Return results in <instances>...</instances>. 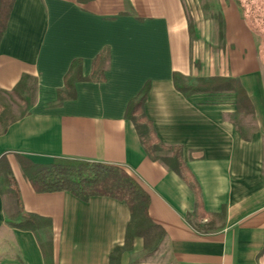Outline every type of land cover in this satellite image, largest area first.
<instances>
[{"label": "crops", "instance_id": "obj_1", "mask_svg": "<svg viewBox=\"0 0 264 264\" xmlns=\"http://www.w3.org/2000/svg\"><path fill=\"white\" fill-rule=\"evenodd\" d=\"M232 2L223 5L220 38L200 18L192 33L184 0H16L0 44V101L24 75L36 92L0 133V158L8 156L24 211L52 218V255L34 232L10 224L19 210L0 184V264H110L112 256L115 264H264V45ZM176 73L193 84L235 78L247 100L240 105L235 91L186 96ZM147 82L146 114L162 142L181 147L201 208L126 117ZM18 156L124 167L150 194V216L165 230L158 249L146 250L141 237L123 249L125 202L37 193Z\"/></svg>", "mask_w": 264, "mask_h": 264}, {"label": "trees", "instance_id": "obj_2", "mask_svg": "<svg viewBox=\"0 0 264 264\" xmlns=\"http://www.w3.org/2000/svg\"><path fill=\"white\" fill-rule=\"evenodd\" d=\"M15 2L16 0H0V44L7 31ZM76 64L77 62H73L72 69ZM174 82L176 88L186 96L197 92L235 91L240 105L247 100L244 90L235 78L214 77L200 79L197 84H193L188 78L176 73ZM72 86V79L68 75L66 87ZM149 91L150 83L147 82L139 95L129 103L126 117L134 123L148 154L164 162L190 184L196 193L198 208H201V189L182 159L181 147L166 145L162 142L152 120L146 114L145 105ZM35 92V81L30 76L24 75L14 90L9 93L17 95L28 106L33 101ZM62 92H60V99ZM163 151H170V153L162 154ZM18 161L24 177L37 193L67 191L85 202L95 196L110 197L125 202L130 209L131 220L127 227L123 249L131 250L134 239L137 237L144 239L146 250L153 252L158 249L165 230L150 216V194L124 167L70 157H56L50 164H37L22 156H18ZM0 184L6 187L7 194L16 199L15 207L19 210V216H16L17 218L10 224L34 232L40 240L45 256H51L52 243L47 235L51 232L53 220L51 217L24 211L7 155L0 158ZM44 235L46 238L43 237ZM118 252H122V249L118 248ZM113 262L114 256L110 264H115Z\"/></svg>", "mask_w": 264, "mask_h": 264}, {"label": "rangeland", "instance_id": "obj_3", "mask_svg": "<svg viewBox=\"0 0 264 264\" xmlns=\"http://www.w3.org/2000/svg\"><path fill=\"white\" fill-rule=\"evenodd\" d=\"M231 1L234 2L232 3L234 4L233 6H236L238 14L240 15V12H242L241 14L246 17L257 34L259 43L264 45V0H184L187 20L190 23V29L192 28V33L194 32V23L197 21L196 18H200L204 27L210 21L214 23L218 34H220V38H223L224 14L222 8L224 3L228 4ZM235 3L238 5H235ZM221 42V40H216L213 43L214 48L221 45ZM26 112L27 105L17 95L7 94L0 101V133L12 122L25 115ZM164 153L169 154L170 151H163L162 154Z\"/></svg>", "mask_w": 264, "mask_h": 264}]
</instances>
